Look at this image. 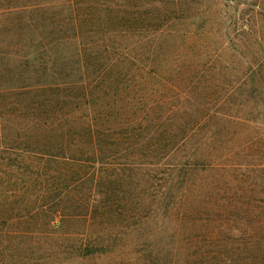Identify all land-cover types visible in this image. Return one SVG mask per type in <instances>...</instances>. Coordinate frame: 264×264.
<instances>
[{"label":"trees","instance_id":"trees-1","mask_svg":"<svg viewBox=\"0 0 264 264\" xmlns=\"http://www.w3.org/2000/svg\"><path fill=\"white\" fill-rule=\"evenodd\" d=\"M84 5L80 27L107 22L90 12V1ZM100 32L98 40L64 34L47 41L48 61L37 64V79H0V140L41 143L31 149L42 155L38 160L68 166L75 185L63 195L52 191L49 203L32 199L23 207L20 195L7 188L17 173L1 172L0 260L14 258L8 251L24 246L60 264H264L263 162L242 165L248 176L239 187L232 184L231 167L225 180L220 112L175 106L170 78L159 71L165 59L127 58L120 43L124 30ZM155 36L148 51L153 56L165 45L162 33ZM60 48L83 67L66 72L61 63L56 71ZM100 51L114 57L89 59ZM239 125L245 121L228 119L229 133ZM111 167L125 171L121 205L111 203L109 189L99 190ZM74 189L70 203L67 192Z\"/></svg>","mask_w":264,"mask_h":264},{"label":"rangeland","instance_id":"rangeland-1","mask_svg":"<svg viewBox=\"0 0 264 264\" xmlns=\"http://www.w3.org/2000/svg\"><path fill=\"white\" fill-rule=\"evenodd\" d=\"M84 1L0 0V65L4 66L0 69V79H18L17 82L37 79L40 74L37 64L48 61L47 41L60 39L64 34H77L80 41L86 42L91 38L98 40L102 27L124 30L120 43L127 48L124 49L127 58L148 62L153 58L165 59L159 71L170 78L175 106H200L220 112L222 144L218 155L224 179L230 178L225 174H229L231 167L234 187L247 182L248 175L242 165L264 164V0H87L92 14L107 16L108 20L101 26L90 21L80 27L77 15H82ZM117 10L121 11L120 15ZM161 13L164 17L158 20ZM73 16V21H66ZM166 29L169 35L163 37L161 31ZM155 32L162 33L165 45L156 47L153 56L148 51L156 44ZM58 52L53 59L56 71L63 69L59 67L61 63L67 64L66 72H76L82 66V61L64 48ZM105 57L108 60L114 56L111 51H100L93 52L89 59L104 60ZM23 64L30 68L23 70ZM6 66L14 68L8 70ZM89 67L86 71L91 70ZM235 118L245 121V125L235 126L232 135L228 119ZM6 138L0 140V162L4 161L11 169L1 165L0 173H17V179L7 183V188L20 195L16 200L23 207L25 203L26 207L34 203L27 201L32 199L49 203L52 191L63 195L65 188L68 191L75 187L70 181L68 166L38 160L42 155L31 151L41 143ZM243 144L245 151L240 152ZM124 173L111 167L103 174L106 182L99 190L109 189L113 204L123 202ZM48 175L53 179H48ZM75 190L78 191L67 192L72 194L70 203L74 202ZM17 250L8 251L14 258L0 260V264H60L57 259L53 262L40 259L44 256L43 250L33 251L24 246Z\"/></svg>","mask_w":264,"mask_h":264}]
</instances>
